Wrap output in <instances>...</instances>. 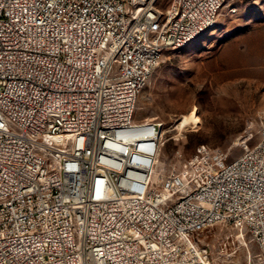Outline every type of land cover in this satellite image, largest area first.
<instances>
[{
    "label": "built area",
    "instance_id": "1",
    "mask_svg": "<svg viewBox=\"0 0 264 264\" xmlns=\"http://www.w3.org/2000/svg\"><path fill=\"white\" fill-rule=\"evenodd\" d=\"M159 3L0 0V264H214L201 234L219 224L247 234L264 264V120L230 161L210 148L155 173L165 124L134 119L142 80L217 18L218 0ZM189 11L195 22L173 29Z\"/></svg>",
    "mask_w": 264,
    "mask_h": 264
},
{
    "label": "rangeland",
    "instance_id": "2",
    "mask_svg": "<svg viewBox=\"0 0 264 264\" xmlns=\"http://www.w3.org/2000/svg\"><path fill=\"white\" fill-rule=\"evenodd\" d=\"M187 115L192 119L183 126ZM263 115L264 0H226L214 26L165 52L138 96L134 119L164 122L155 173H165L201 146L225 152L228 161L238 157L258 139L252 131ZM201 241L214 264H257L256 244L230 227L205 230Z\"/></svg>",
    "mask_w": 264,
    "mask_h": 264
},
{
    "label": "bare ground",
    "instance_id": "3",
    "mask_svg": "<svg viewBox=\"0 0 264 264\" xmlns=\"http://www.w3.org/2000/svg\"><path fill=\"white\" fill-rule=\"evenodd\" d=\"M226 0H218V5H214V16L218 15L220 9L224 6ZM131 14L133 17H141V5H131ZM197 18V11H189L178 12L173 18V29H183L186 23H194ZM216 19H204L202 20V27L197 28L195 33H189L181 40H173L169 46L165 48V52L170 49H178L184 47L186 44L191 42L194 38H196L199 34L204 32L206 29L214 26ZM136 52L147 53L148 52V44H137ZM148 78H143L142 87L145 85ZM119 99H126V92H119ZM56 94H46V102H55ZM46 114H59V107H46ZM190 115H187L181 122L183 126H186L190 123ZM264 120V115L263 119ZM143 125H150V119H143ZM50 128V120H42L41 121V130L42 132H49ZM120 133L128 134V124L120 123ZM139 127H131V135H138ZM72 142V134H64V143ZM197 152H210V150L206 147L201 146L198 148ZM264 155V148H263ZM59 174H69V166H59ZM237 237V236H236ZM245 239V238H244ZM226 245V243H225Z\"/></svg>",
    "mask_w": 264,
    "mask_h": 264
}]
</instances>
